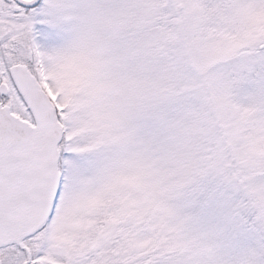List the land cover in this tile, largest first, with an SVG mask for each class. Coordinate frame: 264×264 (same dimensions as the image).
<instances>
[{
    "label": "snow or ice",
    "instance_id": "snow-or-ice-1",
    "mask_svg": "<svg viewBox=\"0 0 264 264\" xmlns=\"http://www.w3.org/2000/svg\"><path fill=\"white\" fill-rule=\"evenodd\" d=\"M0 264H264V0H0Z\"/></svg>",
    "mask_w": 264,
    "mask_h": 264
}]
</instances>
